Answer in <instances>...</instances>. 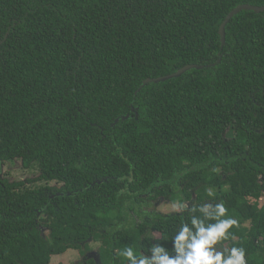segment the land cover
<instances>
[{"label":"trees","instance_id":"16d2710c","mask_svg":"<svg viewBox=\"0 0 264 264\" xmlns=\"http://www.w3.org/2000/svg\"><path fill=\"white\" fill-rule=\"evenodd\" d=\"M246 4L264 0H0V264L91 240L101 262L77 264L175 256L220 204L237 222L221 242L264 264V12L219 34ZM188 65L215 66L139 91ZM162 200L181 211H147Z\"/></svg>","mask_w":264,"mask_h":264},{"label":"clouds","instance_id":"9594fccd","mask_svg":"<svg viewBox=\"0 0 264 264\" xmlns=\"http://www.w3.org/2000/svg\"><path fill=\"white\" fill-rule=\"evenodd\" d=\"M200 211L206 218L217 222L205 226L203 221L193 217L190 225H182L173 238L175 256L163 246H153L151 258L145 255L138 257L131 248L124 250L122 255L130 264H247L243 248L219 251L215 247L222 239L228 238V230L237 223L234 219H220L227 212L223 204L216 205L214 213L207 206Z\"/></svg>","mask_w":264,"mask_h":264},{"label":"rangeland","instance_id":"374dc122","mask_svg":"<svg viewBox=\"0 0 264 264\" xmlns=\"http://www.w3.org/2000/svg\"><path fill=\"white\" fill-rule=\"evenodd\" d=\"M11 170V174H13V176L20 178L22 177L24 174H28V176H31L34 172L29 170V171H24L21 170L20 168H18V166L16 164H11L10 167ZM190 204H187L186 206H189ZM185 207V206H184ZM212 207H209V209L211 210ZM148 212H153V213H163V214H170V213H174V212H179L181 211V206L180 204H176V203H171L169 201H159V202H154V203H150V206H148L147 209ZM140 222L139 219L136 220V223L138 224ZM134 224H131L130 226H133ZM249 226V225H247ZM44 230V227H43ZM159 235H156V238H159ZM222 241V240H221ZM219 242L215 247L217 248V250L219 251H225L226 249H229V246L227 244H225V242ZM89 250L85 251L84 248L80 251H76V250H68V252L66 254H62L59 256H53L52 258L56 257L54 259V264H59V263H64V264H77V263H81L83 262L86 258H93V259H97L99 258V262H101L100 259V250L103 246V242L102 241H93L91 240L89 243ZM97 261V260H96Z\"/></svg>","mask_w":264,"mask_h":264},{"label":"water","instance_id":"95a60500","mask_svg":"<svg viewBox=\"0 0 264 264\" xmlns=\"http://www.w3.org/2000/svg\"><path fill=\"white\" fill-rule=\"evenodd\" d=\"M243 11H250V12H255L256 14H261L264 12V6H252V5H240L237 8H235L234 10H232L227 17L225 18L224 22L222 23L220 29H219V34L221 37V44L222 47H224L226 45V28L228 26V24L230 23V21L237 16L238 14H240ZM215 65H209V66H200V65H188L185 66L184 68L178 70L176 73L168 75V76H164V77H160V78H156V79H147L143 82L141 88L139 89V91H141L146 85L151 84V83H161V82H165L174 78H179L181 76H183L184 74H186L187 72L191 71V70H204L206 67L210 68L213 67ZM138 91V92H139ZM129 116L123 117L121 118L122 120H127ZM120 121V119H117L115 123H118ZM97 262L99 263V258L96 259Z\"/></svg>","mask_w":264,"mask_h":264}]
</instances>
